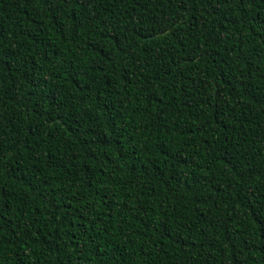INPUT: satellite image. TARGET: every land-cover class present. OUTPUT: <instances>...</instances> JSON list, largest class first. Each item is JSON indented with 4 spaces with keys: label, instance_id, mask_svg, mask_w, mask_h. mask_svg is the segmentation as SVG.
I'll list each match as a JSON object with an SVG mask.
<instances>
[{
    "label": "trees",
    "instance_id": "16d2710c",
    "mask_svg": "<svg viewBox=\"0 0 264 264\" xmlns=\"http://www.w3.org/2000/svg\"><path fill=\"white\" fill-rule=\"evenodd\" d=\"M0 264H264V0H0Z\"/></svg>",
    "mask_w": 264,
    "mask_h": 264
}]
</instances>
